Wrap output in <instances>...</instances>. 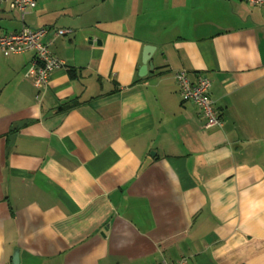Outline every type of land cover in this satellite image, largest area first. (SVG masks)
I'll use <instances>...</instances> for the list:
<instances>
[{"label":"crops","instance_id":"obj_1","mask_svg":"<svg viewBox=\"0 0 264 264\" xmlns=\"http://www.w3.org/2000/svg\"><path fill=\"white\" fill-rule=\"evenodd\" d=\"M26 25L66 68L37 100L33 53H0V264H264V6L0 0V35Z\"/></svg>","mask_w":264,"mask_h":264},{"label":"built area","instance_id":"obj_2","mask_svg":"<svg viewBox=\"0 0 264 264\" xmlns=\"http://www.w3.org/2000/svg\"><path fill=\"white\" fill-rule=\"evenodd\" d=\"M10 5L11 9L18 12L22 21L26 15L37 7V0H1ZM254 5L264 6V0H240ZM58 36L67 33L66 30H58ZM49 34L47 28L34 29L24 26L18 32L0 35V53L6 57L33 53V60L26 72L28 78H33V84L39 94L45 90L51 80L52 74L62 68H66L65 61L52 53L44 43ZM179 93L183 102H192L200 110L206 120L207 127H221L222 120L214 100L210 96L211 80L204 76L192 79L186 70H181L175 75ZM162 264H188L187 258H181L173 263L163 261Z\"/></svg>","mask_w":264,"mask_h":264},{"label":"water","instance_id":"obj_3","mask_svg":"<svg viewBox=\"0 0 264 264\" xmlns=\"http://www.w3.org/2000/svg\"><path fill=\"white\" fill-rule=\"evenodd\" d=\"M154 52H155V50H153V47L145 48L144 53H143L144 68H142V70H141L142 73H146L148 67L151 68V70L153 69V63L151 60H152ZM13 264H19V252L18 251H16L14 253Z\"/></svg>","mask_w":264,"mask_h":264}]
</instances>
